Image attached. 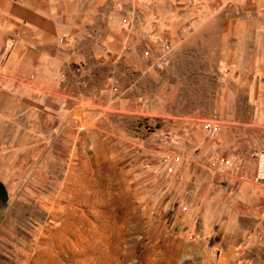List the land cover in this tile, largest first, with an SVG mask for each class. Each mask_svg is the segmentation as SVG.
Returning a JSON list of instances; mask_svg holds the SVG:
<instances>
[{
	"label": "rangeland",
	"instance_id": "rangeland-1",
	"mask_svg": "<svg viewBox=\"0 0 264 264\" xmlns=\"http://www.w3.org/2000/svg\"><path fill=\"white\" fill-rule=\"evenodd\" d=\"M3 1L9 14L52 5L57 48L87 59L67 76L57 63L59 85L36 67L14 73V28L0 41V264H264V185L248 159L264 146V115L255 92L225 96L235 87L216 66L217 16L264 0ZM147 36L171 40L166 71L129 56ZM115 43L119 58L101 56ZM212 117L221 125L206 138ZM215 156L230 169H209Z\"/></svg>",
	"mask_w": 264,
	"mask_h": 264
},
{
	"label": "crops",
	"instance_id": "crops-1",
	"mask_svg": "<svg viewBox=\"0 0 264 264\" xmlns=\"http://www.w3.org/2000/svg\"><path fill=\"white\" fill-rule=\"evenodd\" d=\"M50 1V0H49ZM0 0V3H3ZM4 4H6L4 2ZM264 6V5H262ZM261 6V7H262ZM254 12L252 10L248 11H238L235 15H219L216 20V30H217V69L223 68L225 73L229 76V83L233 84L235 89L230 88L226 91V95L229 98L246 95L250 99H254L255 92V102L258 103L257 109L260 110V114L264 115V103L261 96L264 99V85L261 83V79H264V27L260 22H258L257 13H264V11ZM52 5L48 6V9H40L37 11L30 10L23 5H18L11 7L10 14L8 12V6L0 5V17L4 20V26L0 29L3 30L0 33V41L4 43L6 34H9L7 28H14V47L13 53L9 58L10 63L14 62L13 65H18L19 70L14 73L19 74L24 72L27 67H36L37 76L41 75L43 71H47L48 76H53L55 82L61 84L60 78L57 79L56 66L57 63L61 64L64 75H66L69 69H67L69 64L74 58L82 60L87 59L86 54H71L64 53L62 50L57 48L56 38L59 36L60 29L59 23L60 17L57 12L52 9ZM52 9V10H51ZM191 17L197 18L203 15L208 18V13L197 12L196 10H189ZM187 11L180 10L176 11L175 16H183ZM196 13H198L196 15ZM174 15V14H173ZM172 15V16H173ZM219 19L228 21H218ZM4 28V29H3ZM12 30V29H11ZM260 31H262L260 33ZM114 34V33H113ZM145 34V33H143ZM254 35L256 37H254ZM4 36V37H3ZM115 39L117 35H113ZM255 38L256 46L252 49L248 43V39L251 40ZM60 37H58L59 39ZM146 44L145 39L141 41L138 45H133L130 50V57L138 60L143 52L144 45ZM87 43H79V49H86ZM91 45V50H109L104 45L99 44H89ZM96 46V47H95ZM77 48V47H76ZM124 48V47H122ZM113 50L116 53H106L101 54L103 57H113L114 55L119 58L120 49L119 45L115 43ZM125 49V48H124ZM118 50V52H117ZM22 53V60L18 59V53ZM67 52V51H66ZM96 54V55H95ZM92 54L93 57L98 54ZM143 55V54H142ZM127 56V55H126ZM98 58V57H97ZM172 53L170 55V65L172 63ZM9 61H6V65ZM9 63V64H10ZM257 72L259 75L257 77L256 84L249 77V73ZM67 76V75H66ZM254 76V77H255ZM65 80V79H64ZM255 85V86H254ZM263 87V88H262ZM262 100V101H261ZM258 110V112H259ZM264 118V116H262ZM219 123V121H218ZM219 123V127H220Z\"/></svg>",
	"mask_w": 264,
	"mask_h": 264
},
{
	"label": "built area",
	"instance_id": "built-area-1",
	"mask_svg": "<svg viewBox=\"0 0 264 264\" xmlns=\"http://www.w3.org/2000/svg\"><path fill=\"white\" fill-rule=\"evenodd\" d=\"M261 11H264V6L261 7ZM149 44L145 45L143 49V55L148 61L151 70L155 72H164L170 67V55L173 50V45L170 39L167 37H161L158 39H151L147 36ZM63 39L60 37L58 42L61 43ZM261 83L264 84V79H261ZM202 133L206 138L215 136L219 129V123L216 117L205 120L202 122ZM248 159L254 164V172L252 175L253 182L264 185V146L251 148L248 151ZM208 167L211 170L219 169L220 172H224L231 167L229 159L222 156L213 157ZM244 176L240 175L238 179L243 180Z\"/></svg>",
	"mask_w": 264,
	"mask_h": 264
},
{
	"label": "water",
	"instance_id": "water-1",
	"mask_svg": "<svg viewBox=\"0 0 264 264\" xmlns=\"http://www.w3.org/2000/svg\"><path fill=\"white\" fill-rule=\"evenodd\" d=\"M7 200V194L4 186L0 183V203H5Z\"/></svg>",
	"mask_w": 264,
	"mask_h": 264
}]
</instances>
